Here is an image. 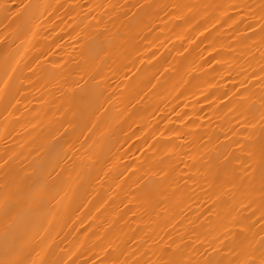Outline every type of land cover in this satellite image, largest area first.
<instances>
[{
    "label": "bare ground",
    "instance_id": "6f19581e",
    "mask_svg": "<svg viewBox=\"0 0 264 264\" xmlns=\"http://www.w3.org/2000/svg\"><path fill=\"white\" fill-rule=\"evenodd\" d=\"M0 264H264V0H0Z\"/></svg>",
    "mask_w": 264,
    "mask_h": 264
}]
</instances>
